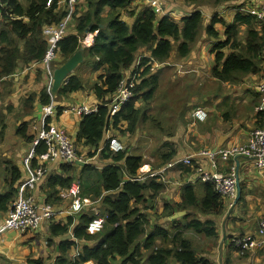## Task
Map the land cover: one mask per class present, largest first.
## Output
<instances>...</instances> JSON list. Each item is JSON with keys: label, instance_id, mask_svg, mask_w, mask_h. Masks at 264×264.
<instances>
[{"label": "trees", "instance_id": "1", "mask_svg": "<svg viewBox=\"0 0 264 264\" xmlns=\"http://www.w3.org/2000/svg\"><path fill=\"white\" fill-rule=\"evenodd\" d=\"M48 1L27 0L28 4L24 5L20 0H0V105L3 104V98L11 92L13 77L19 70L20 72L23 69L39 68V72L46 70L43 62L49 43L44 29L46 26L61 24L69 14L68 11L59 8L58 0H53L50 7L47 5ZM85 1L87 10L73 17L74 24L68 23V32L66 33L68 36L59 43V47L56 49L58 58L54 63L63 65L68 62L81 50V42L86 35L98 32L93 46L90 49H85L84 57L86 60L95 61L96 70L104 69V74L98 78L94 86L95 94L101 100V104L96 112L81 117L76 144L90 148L86 155L87 158L100 157L107 162L102 169L93 164L80 166L83 175L99 172L100 180L96 184L95 194L90 193L86 197L82 190V195L91 202L88 207H93L97 204L96 201H101L106 214L103 215L104 218L99 217L105 219V223L100 234L89 235L87 227L98 215L85 211L79 213L77 215L79 224L73 230L75 238L85 243L80 249V255L75 257V253H72L73 248L77 249L75 241L66 240L59 247V257L51 264H87L88 262L115 264L118 259L122 260L121 264H144L146 254L148 264H168L171 259L180 264H213L212 261L198 256L192 246V241L184 237L183 228L188 227L195 233L203 234L208 238H218L217 222L212 219L194 218L182 228H178L173 235L167 229L159 226L148 234L149 214L144 210L148 211L147 206L149 209H153V205L150 203L155 202L166 190L167 184L158 181V179H149V177L145 181L141 180L143 177L140 171L147 165L142 155H131L125 149L122 152L113 153L110 150L109 139L102 146L110 128L131 136L144 130L143 126L148 122L146 105L154 101L159 87V76L151 73L153 63H167L175 44L178 45L179 57H188L193 45L199 39L203 13L195 11L177 21L171 16V13L158 16L145 0H143L145 4L142 7L141 5L133 6L138 0ZM175 1L201 4L199 3L201 0ZM212 1L215 5H221L235 0ZM77 6L79 5L74 7L76 11L79 8ZM107 9L110 11L104 18L103 13ZM122 12L132 19L135 18L132 26L121 19ZM217 22L222 21L213 18L206 29V34L209 37H218V33L214 29ZM240 26L249 28L246 46L240 53L226 56L222 50L232 39L234 44L236 43ZM226 34L228 41L218 42L213 48L217 63V68L213 71L214 77L221 82L236 83L240 75L260 73L264 59V21H258L253 16L239 12L235 22L227 28ZM143 49L150 56L141 60L142 78L134 90L135 97L111 118V100L124 78V72L137 65L139 53ZM221 65L222 69L219 70ZM47 87L48 85L39 94L41 106L55 103V97ZM82 89V79L77 78L74 74L63 83L58 96H66ZM28 97L27 103L31 105L33 111L36 103L35 96ZM61 114L62 107H58V117ZM29 126L30 122L22 121L16 131L12 130L7 126L5 118L0 112V156L1 146L7 142H16L17 147L26 143V155L23 158L33 152L35 157L46 152L44 143L36 144L35 142L39 135H30ZM157 128L159 127H155L154 130L157 131ZM163 147L169 148L171 144L164 143L161 147L162 150ZM175 153V150L174 152L161 151L158 165L154 167L150 164L153 171H158L171 162L175 158ZM0 166L4 168L7 166L4 192L0 193L1 216L9 213L15 203L19 192L16 186L22 178V173L12 159H7V162L1 160ZM180 167L183 175L190 174L191 166L181 165ZM75 168L77 165H60L63 173L70 174L75 171ZM88 179L87 185L92 187L89 185ZM74 181L75 177L71 175L69 177L49 175L47 178L48 187L54 193L53 196L55 194L58 196L61 190L69 189ZM203 185H205L203 199H199L194 186L187 185L182 190L181 202L174 207L166 206V210H172L171 214L177 210L187 212L188 215L182 220L195 214H200L205 218L223 215L225 200L215 191L212 184ZM50 204L52 203L48 205ZM182 220L174 222L172 229L178 227ZM70 226H73V221H69L65 226L53 224L51 234L63 236L69 232ZM0 264H2L1 260ZM25 264L46 263L37 259L29 260Z\"/></svg>", "mask_w": 264, "mask_h": 264}, {"label": "crops", "instance_id": "2", "mask_svg": "<svg viewBox=\"0 0 264 264\" xmlns=\"http://www.w3.org/2000/svg\"><path fill=\"white\" fill-rule=\"evenodd\" d=\"M144 4L143 0H138L133 6L141 5L142 7ZM64 5L69 6V12L71 13L68 0H59V8L66 11ZM78 5L80 6L76 15H80L87 10V2L85 0H80ZM161 5L165 13H171V16L177 21L195 11L203 13V28L198 41L192 47L190 55L180 58L177 49H173L167 63L161 64L153 73L159 76L161 94H163L161 107L170 108L173 105L176 107L181 105L183 107L192 96H194L193 99H198L199 103L194 105L189 116L186 118H177L182 114L183 109L178 111L177 115L171 117L172 121L178 122V135L172 138L171 143L165 141V143H170L171 147H163L162 151L174 152L175 150L176 153L175 158L171 162L161 167L158 171H154V173H159L164 170L168 183H166V190L157 200L159 205L157 210L158 217H151L149 215L150 226L148 229H150L147 231L148 234L152 233L158 226L169 229L174 222L182 220L188 215L187 212L178 210L174 214H171L172 210H166V206L172 205L174 207L181 202V193L185 186H194L199 199H203L205 185L199 182L196 169L202 168L208 170L209 162L207 159L199 156L202 151H218L232 145L246 144L249 141L251 132L261 124V116L257 112V108L260 105V95L257 92V85L264 76V59L260 73L240 75L236 83L221 82L213 75V71L217 68L216 53L213 52L214 45L218 42L225 43L228 41L227 28L235 22L236 15L241 8H247L250 5L253 7L263 6L264 0H235L221 5H215L214 2L210 5L208 3L195 5L175 0H162ZM109 11L107 9L103 13V17H107ZM121 17L129 25L132 26L134 24L135 18H130L126 13L122 12ZM213 18L222 21L214 25V29L218 33L217 38L209 37L206 34V29L211 24ZM70 23L73 24V17ZM248 31L249 28L247 26H240L236 43L234 44V40L232 39L223 48L222 52L226 56L232 53H240L246 46ZM148 56H150L149 53L144 49L141 50L137 63H141V60ZM85 62L86 59L84 57ZM80 67H78L74 74L81 71ZM133 68L124 72V78L130 77ZM38 69H23L21 72L19 70L15 77H13L11 92L3 98V104L0 105V112L5 118L7 126L16 131L22 121H28L30 122V135H39L41 131L43 106L40 105L39 94L48 83L47 74L44 76L46 72L43 70L39 72ZM56 69H52L53 72ZM221 69L222 65L219 66V70ZM103 74V68L98 70L94 68L93 78L89 80L82 78L84 86L81 91L62 96L63 98L57 101L67 100H63L62 103L56 101L55 105L62 108L72 105L99 107L101 100L95 94L94 86L98 78ZM67 80L68 78L64 82ZM211 83H214L216 87L214 90H209V84ZM175 89L180 99L173 101L170 94ZM28 96H35L36 103L33 111L31 105L27 103ZM198 109H205L207 111L208 117L205 121H199L194 117V112ZM51 122L64 128L76 140L81 117L73 114H63L59 117H52ZM38 125L41 126L40 129H38ZM117 136L118 132L114 128H110L105 135L102 146L109 138L117 139ZM77 146L82 152L84 159L88 161V164H95L97 168L102 169L107 163L100 157L94 159L87 158L86 155L90 151V148L79 144ZM1 147L0 164L1 160L7 162V159H11L12 156H5L7 152L17 147V143L7 142L3 143ZM19 147H21V151H26L27 144L23 143ZM188 158H192L193 166H191L190 174L183 175L180 166L185 165V160ZM24 161L25 158L22 159V167L18 166L22 173V178L16 186L19 190L18 196L22 183L29 178ZM60 165L61 163L57 161L49 163L48 176L62 175V177H69L71 175L76 178L82 174L80 166H77L74 172L68 174L62 172ZM233 165L238 169V177L240 185H242L240 200L237 202V198L234 201L225 199L223 215L203 217L202 219H212L217 222L219 237L208 238L203 234L197 235L193 233H190V235L198 237L196 241L203 247L198 256L212 261L213 264H264V246L257 247L244 256L239 255L237 249L233 247L236 239L243 236H252L264 243V237L259 235V223L264 219V171H258L252 161L244 158L237 159L233 162ZM146 166L153 169L150 164ZM6 167L0 166V169H3L4 177L6 176ZM228 168L229 163L221 165L222 171H227ZM141 175L143 179H148V174ZM4 177L2 185L0 183V193L4 192L6 180ZM47 178L38 182L35 188H28L27 193L32 195L39 204L46 205L52 203L53 205H50L56 210V216L51 221L42 222L37 230L30 231L27 234H19L12 231L3 233L0 236V260L2 264H25L29 260L37 259L43 260L46 264H51L59 257V247L62 245V242L66 240L73 241V229L79 224V217L77 215L71 216L66 214L71 204L70 198H61L62 191L66 189L61 190L58 196L57 194L53 196L54 193L48 187ZM88 183L92 186L91 178L88 179ZM83 194L86 197L90 195L84 192V190ZM96 203L100 202L97 201ZM90 210H93V207L87 206L83 211L91 213ZM149 212L153 213L150 210ZM9 213L0 216V225L5 222ZM69 221H73V226L69 227L68 233L63 236L51 234V226L53 224L65 226L68 225ZM84 245V242L79 243L81 248ZM73 252H75L74 248ZM121 263V259L115 262V264Z\"/></svg>", "mask_w": 264, "mask_h": 264}, {"label": "built area", "instance_id": "3", "mask_svg": "<svg viewBox=\"0 0 264 264\" xmlns=\"http://www.w3.org/2000/svg\"><path fill=\"white\" fill-rule=\"evenodd\" d=\"M74 1L68 0L71 13L69 12L65 20L59 25L46 26L44 34L47 37L49 48L43 62L48 71L49 64L56 59L57 44L64 38L68 32V23L72 18ZM145 2L155 11L158 16L165 14V11L161 5L162 0H145ZM53 0H49L47 5L50 7ZM59 4V0H58ZM240 13L255 17L258 21H264V5L260 7L248 6L247 8H241ZM98 32L88 34L84 44L92 45L94 38ZM81 48H86L81 45ZM264 58V53H263ZM141 64L138 62L134 66L129 78H123L116 94L111 100L110 116L113 118L127 103H129L135 97V88L138 82L141 81ZM161 64L154 62L151 73L153 74ZM51 93V90H49ZM257 92L260 95V105L257 108L258 114L261 116L262 123L259 127L255 128L251 134L250 139L246 144L232 145L220 149L218 151L204 150L199 156L205 158L209 162V169L204 170L202 168L196 169V175L200 183L212 184L215 191L225 200L234 201L238 196V169L233 162L239 158H244L252 161L258 171H264V76L261 78L257 85ZM52 94V93H51ZM53 95V94H52ZM97 111V108L88 107L87 105H72L64 107L62 114H73L79 117L89 115ZM195 117L199 121H205L208 117V113L199 109L194 113ZM57 115V106L54 104L44 106L42 108V128L39 133L36 144L44 143L46 146V153L35 157L34 152L29 155L25 161V169L29 175L20 188V194L13 204L12 210L9 213L5 222L0 225V236L7 232L12 231L19 234H27L30 231L37 230L41 223L53 219L57 212L50 205L39 204L36 199L27 193V189L35 188V185L44 179L48 175L49 163L60 161L62 163H69L73 161H82L78 157L75 142L71 135L63 128L57 126L52 122H48L50 118ZM110 150L113 153H119L124 150V146L117 139L110 140ZM37 159V164H32L33 159ZM223 163H229L227 171H222L221 165ZM185 165L193 166L192 158L185 160ZM143 167L140 174H148L149 179H158L162 182L168 183L165 177L164 170L159 173H154L153 169ZM147 172V173H146ZM145 181L146 179H141ZM63 196L61 198L68 197L71 199V204L66 214L74 216L81 213L87 206L91 204L88 199H85L82 195V186L80 181H74L72 186L62 191ZM105 220L100 218L99 215L92 221L91 233L99 234L103 231ZM259 235L264 237V219L259 223ZM235 247L239 255L244 256L251 250L257 247H263L264 243L258 241L252 236L239 237L234 242ZM80 254L77 252L76 256Z\"/></svg>", "mask_w": 264, "mask_h": 264}, {"label": "rangeland", "instance_id": "4", "mask_svg": "<svg viewBox=\"0 0 264 264\" xmlns=\"http://www.w3.org/2000/svg\"><path fill=\"white\" fill-rule=\"evenodd\" d=\"M20 1L24 5L28 4L27 0H20ZM199 3H208L210 5L211 3H213V1L212 0H201ZM76 5H78V3ZM79 6H77V8ZM64 9L69 12V6L64 5ZM74 10H75L74 15H72L73 17H75L77 14L76 8H74ZM104 18H106V17H104ZM74 23H75V21H74ZM202 28H203V22H202ZM70 30H71V28H70ZM177 47H178V45L175 44L173 49L176 50ZM59 66H61V63L60 64L59 63H52L51 64L52 69H56ZM94 68H95V61L91 60V59H87L86 62L79 68V69H81V71L77 72L75 74V76L77 78H80V79L86 78L89 80V79L93 78V69ZM45 72H46V70H45ZM176 72H177V70H176ZM45 75H46V73L44 74V76ZM83 86H84V83H83ZM215 88L216 87H215L214 83L209 84V90H214ZM170 97L173 99V101H175L176 99H180L179 96L177 95L176 89L170 94ZM193 97L194 96L190 97V99H188L186 101V103L184 104L183 107L181 105H179L177 107L175 105H173L170 108L161 107V105L163 103V94H161V89H160V84H159V87H158V90L156 92L154 101L151 102L149 105H146V107H147L146 115H147L148 122H146L144 124V126H143L144 130L137 133L135 136H131L129 134H123L119 130H116L118 132V136L116 137L117 140L120 141L121 143H123L125 150L129 151V153L131 155H142L147 164H151L152 166L156 167V165H158V163H159V155L162 151V148H161L162 145L165 143V141H168L171 143L172 138H174L178 135V130H177L178 122L172 121L171 117L174 115H177L178 111H180L182 109H183L182 114L179 115L177 118L182 119V118H186L187 116H189L194 105L199 103L198 99H193ZM62 98H63L62 96L55 97V102L59 99H62ZM63 100H67V99H63ZM63 100H60L57 102L62 103ZM138 106L140 107L141 105H138ZM40 127L41 126L38 125V129H40ZM155 127L162 128L163 130L157 128L156 129L157 131H155L154 130ZM123 129H126V127H123ZM21 152H22L21 147H19V146L14 147L12 149V151L7 152L5 157H11L12 156L11 159L13 161H15L16 165L22 167V159L26 155V151H24V153H21ZM78 153H79V155H82V152L79 150V148H78ZM3 177H4V172H3V169L1 168L0 169V183H1V185H2ZM88 177L92 178V182H93L92 187H89L87 185ZM77 179L80 180L81 185H82V189L84 190V192H86L88 194H90V193L95 194V192L97 190V189H95L96 184L100 180L99 172H95L94 174H84V175L81 174L75 178V180H77ZM161 194L156 199L155 202L150 203V205H153V209H149V206H147L148 211L144 210L147 213H149V215H151V217H156V218L158 217L157 216V210H158L159 205H158L157 200L161 197ZM98 202H100V203L95 204L93 206L94 209L90 210V211L92 214L99 215L100 217L104 218L103 215H105L106 212L102 206L101 201H98ZM149 210L153 211V213L149 212ZM183 216H181V217H183ZM194 218L202 220L203 216L200 214L192 215L188 219L182 220L180 222V224L178 225V227H176L175 229H172L173 227L171 226L167 230L173 235L176 232V230H178V228H182V226L188 224ZM149 229H148V231H149ZM190 233L197 234V235H202V234L195 233L194 231H192L188 227L183 228L184 237H186L192 241V246L196 250L197 253H201V249L203 247L200 246L198 244V242L196 241L198 237L191 236ZM192 238L194 239L195 242L193 241ZM203 238H205V237H203ZM171 248H173V246H171ZM170 261H171L170 264H178L174 259H171ZM144 264H148L147 254L145 256Z\"/></svg>", "mask_w": 264, "mask_h": 264}, {"label": "water", "instance_id": "5", "mask_svg": "<svg viewBox=\"0 0 264 264\" xmlns=\"http://www.w3.org/2000/svg\"><path fill=\"white\" fill-rule=\"evenodd\" d=\"M84 49L85 48H81V50L77 54H75L67 63H65L64 65H62L61 67L55 70L54 78H53V90H52V94L54 97H57L58 92L61 86L63 85L64 81L70 76H72L77 71L78 67H80V65L84 63V56H83ZM78 165L86 166L87 163L86 164L79 163ZM237 188H238V197H237V202H238L242 194L239 177L237 181Z\"/></svg>", "mask_w": 264, "mask_h": 264}, {"label": "bare ground", "instance_id": "6", "mask_svg": "<svg viewBox=\"0 0 264 264\" xmlns=\"http://www.w3.org/2000/svg\"><path fill=\"white\" fill-rule=\"evenodd\" d=\"M79 1H80V0H76V1H74V6H75ZM74 6H73V8H74ZM88 34H92V33H88ZM88 34H87V35H88ZM87 35H86V37H87ZM66 36H68V34H66V35L64 36V38H65ZM86 37H85V39H86ZM64 38H63V39H64ZM95 38H96V37H95ZM95 38H94V40H95ZM63 39H62V40H63ZM85 39L82 40L81 45H83V46H85V47H87V48L90 49V48L93 46L94 42H93L92 45L84 44ZM60 42H61V41H60ZM60 42H59V43H60ZM59 43L57 44V48L59 47ZM55 54H56V59H57V58H58V54H57L56 52H55ZM54 62H55V60L52 61V62L49 64L48 71H46V74H47V76H48V83H47L48 87H47V89L51 90V93H52V90H53V78H54V72H53V70H52V68H51V64L54 63ZM47 85H46V86H47ZM62 196H63V193H62L61 197H62ZM67 215H68V214H67ZM91 224H92V221L89 223V225H88V227H87V234L92 235V236L97 235L96 233H91V232H90L89 229L91 228ZM73 241H77V242L81 243L80 240H78V239L75 238V235L73 236ZM87 264H93V262H88Z\"/></svg>", "mask_w": 264, "mask_h": 264}, {"label": "clouds", "instance_id": "7", "mask_svg": "<svg viewBox=\"0 0 264 264\" xmlns=\"http://www.w3.org/2000/svg\"><path fill=\"white\" fill-rule=\"evenodd\" d=\"M72 15H73V13H72ZM73 17V16H72ZM84 51H85V49H84ZM54 105H55V103H54ZM46 106H48V105H46ZM57 106V105H56ZM44 107V106H43ZM58 107H60V106H57V108ZM94 108V107H93ZM96 108V107H95ZM98 108V107H97ZM62 110H63V108H62ZM61 115H63V114H61ZM57 117H58V115H56ZM48 122H51V118L49 119V121ZM42 126V125H41ZM58 126V125H57ZM60 127V126H59ZM62 128V127H61ZM64 129V128H63ZM72 137V136H71ZM73 138V137H72ZM111 139H114V138H109V140H111ZM37 140V139H36ZM73 140H74V142H75V147H76V150H77V154H78V146H77V144H76V140L73 138ZM123 145V144H122ZM124 146V145H123ZM124 149H125V147H124ZM124 151V150H123ZM46 153V152H45ZM40 156V155H39ZM78 157L79 158H81L82 159V161H73V162H69V163H62V162H60V161H57L58 163H61V164H72V165H77V166H80V165H78L79 163H87V165H88V161L86 160V159H84V157H83V155H79L78 154ZM34 162H36V164H37V159L35 158L34 159V161L32 162V164L34 165V166H36V164H34ZM78 163V164H77ZM93 165H95V164H93ZM81 167H84V166H81ZM48 176V175H47ZM47 176L45 177V178H47ZM44 178V179H45ZM75 181H80L79 179H77V180H75ZM201 184H203V183H201ZM82 186V185H81ZM67 190V189H66ZM84 198H86V197H84ZM17 199V198H16ZM16 201V200H15ZM46 204V203H45ZM46 205H48V204H46ZM51 206V205H50ZM52 219H50L49 221H51ZM105 220V219H104ZM100 234V233H99ZM75 244L77 245V249L75 250V254L78 252L79 254H80V249H81V247L79 246V242H77V241H75ZM234 247H235V244H234ZM236 248V247H235ZM237 249V248H236ZM75 256V255H74Z\"/></svg>", "mask_w": 264, "mask_h": 264}]
</instances>
